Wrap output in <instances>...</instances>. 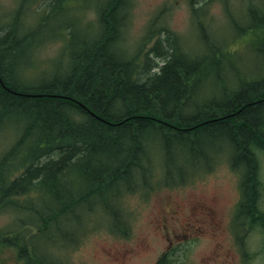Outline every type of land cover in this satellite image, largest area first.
Masks as SVG:
<instances>
[{
    "label": "trees",
    "instance_id": "16d2710c",
    "mask_svg": "<svg viewBox=\"0 0 264 264\" xmlns=\"http://www.w3.org/2000/svg\"><path fill=\"white\" fill-rule=\"evenodd\" d=\"M124 1L127 7L128 0H106L94 7V23H82L67 0H39L37 21L28 26L22 0L0 21V132L16 138L0 155V213L17 217L0 231V247L22 264H67L57 250L73 248L96 214L109 232L127 236L125 195L186 184L226 152L240 176L232 227L237 236L257 229L264 237L256 155L264 153V72L228 75L237 69L234 51L226 50L231 36L227 42L200 38L198 54L158 37L144 55L164 56L163 62L149 65L155 71L144 69L140 52L118 45L127 13L120 14V25L116 16ZM71 10L76 13L67 22ZM246 12L236 39L257 54L264 44V11ZM73 25L89 31V41L72 39ZM151 31L155 36L162 30ZM59 38V54L33 77L36 51ZM18 69L34 89L20 87ZM155 134L167 139L144 143ZM216 146L223 148L205 152ZM171 252L155 264H171Z\"/></svg>",
    "mask_w": 264,
    "mask_h": 264
},
{
    "label": "rangeland",
    "instance_id": "374dc122",
    "mask_svg": "<svg viewBox=\"0 0 264 264\" xmlns=\"http://www.w3.org/2000/svg\"><path fill=\"white\" fill-rule=\"evenodd\" d=\"M20 2L0 0V21H6ZM105 2L67 0V6H76L82 23H94L97 14L93 8L101 9ZM127 3L128 23L118 45L132 54L140 52L139 63L143 60L144 67L163 62L160 59L164 56L144 55L158 37L180 43L182 50L198 54L202 50L200 38L227 42L231 36L226 50L234 51L237 69L226 71L228 75L235 79L247 72L254 77L264 72V46L257 54L247 51L250 46L245 48L243 41L236 39L240 30L235 28L245 25L247 7L264 11V0H128ZM26 5L28 10L22 18L25 25L31 26L37 21V8L41 10L39 0H26ZM198 7L193 16L192 11ZM75 13L76 10H71L70 15H65V21L69 22ZM49 23L55 25L56 20ZM150 29L151 33L162 31L150 36ZM61 46L59 38L36 51L38 64L31 73L33 77L53 62ZM14 137L0 132V155L13 143ZM256 155L264 185V153ZM229 157V152L219 154L209 170L195 175L183 186L168 188L160 184L147 194L137 190L125 195L121 207L127 236L109 232L108 223L96 214L79 242L68 250H57L56 255L67 264H154L163 253L172 250L171 264H264V237L260 231L243 232L237 241L233 235L230 223L239 200L240 176L232 169ZM159 172L156 171V180ZM262 190L259 205L264 211ZM16 218L11 212L0 213V231L13 227ZM0 264L22 262L16 260L12 250L0 247Z\"/></svg>",
    "mask_w": 264,
    "mask_h": 264
},
{
    "label": "bare ground",
    "instance_id": "6f19581e",
    "mask_svg": "<svg viewBox=\"0 0 264 264\" xmlns=\"http://www.w3.org/2000/svg\"><path fill=\"white\" fill-rule=\"evenodd\" d=\"M122 6H121V10H119V12L117 13V14H119V15H117L116 16V23H117V25H120V24H122V22L124 21V19H125V17H123V15H120V14H122V12L123 11H126V2L124 1V2H122ZM124 16H125V14H124ZM61 27V26H60ZM59 28V27H58ZM71 28L73 29V38L72 39H75V40H84V39H87L88 41H89V39L91 38V36H90V32L88 31V34H86V33H83L82 32V28H80V27H77V26H75V25H73V26H71ZM74 31H78V33L77 34H74L75 32ZM80 43H82L81 41H80ZM218 44H220L219 42L217 43V46H218ZM260 46L262 47V46H264V44L261 42L260 43ZM53 61H54V59H53ZM56 65H59V62H57L56 61V63H55ZM149 68H150V66L149 67H145L144 69H148L149 70ZM153 69V70H152ZM149 71H155V69L154 68H151ZM15 75L17 76V77H20V79H19V81H21V83H20V87L21 88H24V89H26V88H31L32 87V89H34L33 88V85H34V82H30V83H25L24 82V80H23V75L21 74V76L20 75H18L19 73H20V69H18V70H16L15 72ZM249 73H251V72H249ZM251 77H254L253 75H250ZM39 79H41V78H39ZM39 79L37 80V83L39 82ZM46 80H48V77H47V79ZM84 106V105H83ZM85 107V106H84ZM260 132H262V134L261 135H264V126L262 127V129H261V131ZM153 137V138H152ZM151 138H148L144 143H148V142H150V141H153V140H157V139H159V141H155L156 143L155 144H159V142L161 141V140H166L167 139V136L166 135H163V134H161V135H158V134H155V135H153ZM152 143V142H151ZM171 147H172V145H170ZM221 149V148H223V146H216V147H212V148H209V149H207L205 152H207V153H209L210 151H212L213 149ZM150 156L151 157H153L154 156V153L153 152H151L150 153ZM138 159V161L140 162L141 161V159H144V157L142 156V154H141V156L140 157H138L137 158Z\"/></svg>",
    "mask_w": 264,
    "mask_h": 264
}]
</instances>
